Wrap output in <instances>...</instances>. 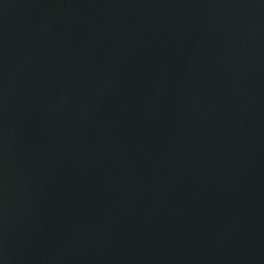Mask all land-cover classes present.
I'll return each mask as SVG.
<instances>
[{"label": "water", "instance_id": "95a60500", "mask_svg": "<svg viewBox=\"0 0 264 264\" xmlns=\"http://www.w3.org/2000/svg\"><path fill=\"white\" fill-rule=\"evenodd\" d=\"M0 264H264V0H0Z\"/></svg>", "mask_w": 264, "mask_h": 264}]
</instances>
